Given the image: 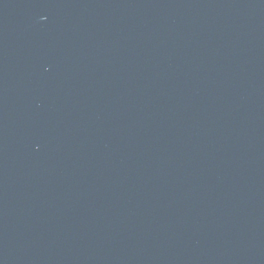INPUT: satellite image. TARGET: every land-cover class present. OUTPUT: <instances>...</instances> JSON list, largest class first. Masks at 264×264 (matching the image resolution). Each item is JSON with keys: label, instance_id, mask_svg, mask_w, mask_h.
Masks as SVG:
<instances>
[{"label": "water", "instance_id": "95a60500", "mask_svg": "<svg viewBox=\"0 0 264 264\" xmlns=\"http://www.w3.org/2000/svg\"><path fill=\"white\" fill-rule=\"evenodd\" d=\"M0 264H264V0H0Z\"/></svg>", "mask_w": 264, "mask_h": 264}]
</instances>
